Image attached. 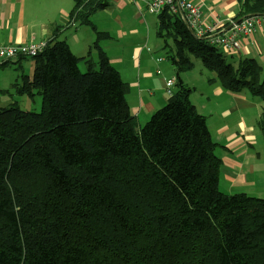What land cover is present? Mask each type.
<instances>
[{"label": "trees", "instance_id": "1", "mask_svg": "<svg viewBox=\"0 0 264 264\" xmlns=\"http://www.w3.org/2000/svg\"><path fill=\"white\" fill-rule=\"evenodd\" d=\"M73 1L68 25L93 29L98 61L57 27L12 89L41 95L42 111L0 107V264H264V198L220 191L218 145L182 80L199 60L211 82L259 97L264 138V64L228 60L212 43L223 31L199 37L163 10L157 36L176 90L139 128L130 86L100 46L111 36L92 21L111 0ZM238 4L235 22L264 17V0Z\"/></svg>", "mask_w": 264, "mask_h": 264}, {"label": "crops", "instance_id": "2", "mask_svg": "<svg viewBox=\"0 0 264 264\" xmlns=\"http://www.w3.org/2000/svg\"><path fill=\"white\" fill-rule=\"evenodd\" d=\"M148 1L111 0L108 8L92 16L97 29L111 36L100 46L130 86L127 101L139 128L166 105L169 99L166 80L175 78L177 81L176 69L165 60L159 61L163 59V44L157 36V15L155 19L148 15ZM196 2L201 6L203 26L207 28L222 22L226 27L220 31L231 26L239 6L238 0ZM73 7V0H0V46L47 43L57 27L65 26L58 38L65 40L77 56H89L98 61L99 51L92 48L93 29L68 25ZM227 24L230 25L227 27ZM238 44L230 53L222 50L228 60L252 58L264 64V24L254 37H239ZM23 61L0 64V72H8L6 82L0 73V93L12 90L23 75L31 76L25 74ZM201 64L196 63L192 71L183 73L182 80L194 89L191 101L207 119L212 139L218 145L216 153L224 165L222 172L234 185L239 181L247 183L255 176L256 161L262 158L255 154V146L264 141L259 128L262 101L248 90L228 91L219 82H211L215 75ZM212 130L217 134L216 139Z\"/></svg>", "mask_w": 264, "mask_h": 264}, {"label": "built area", "instance_id": "3", "mask_svg": "<svg viewBox=\"0 0 264 264\" xmlns=\"http://www.w3.org/2000/svg\"><path fill=\"white\" fill-rule=\"evenodd\" d=\"M166 9L174 15H180L185 18L189 27L199 37L214 34L226 27L222 22H218L216 25L205 28L202 23L201 6L196 0H150L147 2V11L152 15H159ZM230 24H232V28L229 31L213 37L212 40L214 45L228 53L238 47L239 37H254L262 24H264V17H250L238 23L232 21ZM45 47L46 42L30 43L22 46H0V64L19 57H34L42 52ZM159 61H162V59ZM176 82L175 78L166 80L167 94L169 96L172 95V89L175 87Z\"/></svg>", "mask_w": 264, "mask_h": 264}, {"label": "rangeland", "instance_id": "4", "mask_svg": "<svg viewBox=\"0 0 264 264\" xmlns=\"http://www.w3.org/2000/svg\"><path fill=\"white\" fill-rule=\"evenodd\" d=\"M148 15L151 18H154V19L156 18L155 15H152L150 13ZM141 26L142 28L145 29L144 24H142ZM168 55H171V51L169 50V48L166 50L163 49L161 53V56L163 57L162 61L165 60L166 63H169V65H172L171 60L168 58ZM159 63H162V62H157V64ZM196 63L201 64V61L197 60ZM23 65L26 70L25 74H30L32 76L34 73V60L32 58L26 59L25 61H23ZM81 70L83 71V73L87 71L86 66L84 64H81ZM1 75L3 76L1 78L3 82L4 81L6 82V76L8 75V72L1 73ZM8 82L12 84L10 80H8ZM13 103H18L19 106L25 111H32V112L39 113L42 111L43 98L41 95H38V94L33 97H29L26 95H20L16 92V90H12V95L0 93V107L10 106ZM212 132L214 134V138L216 139L217 138L216 132L213 130ZM260 134H261V131H260ZM256 153H258L262 158L256 161L257 167L255 171V176L252 178H249L247 183H244L243 181H239L241 184L238 183L234 185L232 181L226 177L225 172H222L221 177H220V191L227 193V194L247 193L250 196H255V197L257 196V197L264 198V141H262L258 146H255V154Z\"/></svg>", "mask_w": 264, "mask_h": 264}, {"label": "water", "instance_id": "5", "mask_svg": "<svg viewBox=\"0 0 264 264\" xmlns=\"http://www.w3.org/2000/svg\"><path fill=\"white\" fill-rule=\"evenodd\" d=\"M238 22H240V21H236V23H238ZM232 28V25L231 26H229L225 31H223V32H227V31H229L230 29ZM190 31L194 34V31L190 28Z\"/></svg>", "mask_w": 264, "mask_h": 264}]
</instances>
